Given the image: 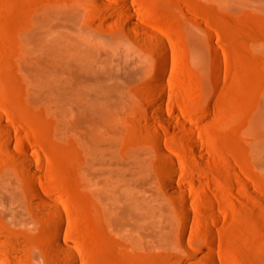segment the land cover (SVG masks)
Wrapping results in <instances>:
<instances>
[{
    "label": "rangeland",
    "instance_id": "1",
    "mask_svg": "<svg viewBox=\"0 0 264 264\" xmlns=\"http://www.w3.org/2000/svg\"><path fill=\"white\" fill-rule=\"evenodd\" d=\"M0 264H264V0H0Z\"/></svg>",
    "mask_w": 264,
    "mask_h": 264
},
{
    "label": "bare ground",
    "instance_id": "2",
    "mask_svg": "<svg viewBox=\"0 0 264 264\" xmlns=\"http://www.w3.org/2000/svg\"><path fill=\"white\" fill-rule=\"evenodd\" d=\"M96 1L99 4H104V0ZM127 10L131 11V8L128 7ZM160 48L163 50L161 58L162 62H164L166 59L165 47L160 46ZM56 71V79L53 82L47 81L45 88L47 91H53L56 101L61 108L74 110L73 124L75 126H82L83 124L87 125L101 119L105 112V107L98 102L99 97L104 95L107 90H112L117 87L105 84L106 76L104 74L89 64L78 63L73 57H60L56 64ZM161 105L158 107L159 115L156 119L159 123H161L163 118L168 116L167 111H165L166 114L162 111L163 108ZM163 183L166 188L172 190L173 183L169 177L164 179ZM28 191L37 201L47 206L52 205L34 186L29 185ZM206 205L211 206L208 201H206ZM56 246L62 248L58 243H56ZM67 256L70 260H74L72 253L67 252Z\"/></svg>",
    "mask_w": 264,
    "mask_h": 264
}]
</instances>
